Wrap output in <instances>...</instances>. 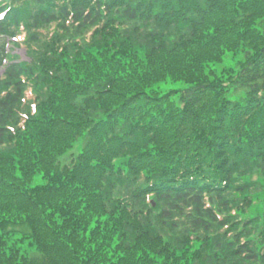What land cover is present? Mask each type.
I'll return each mask as SVG.
<instances>
[{"label":"trees","instance_id":"1","mask_svg":"<svg viewBox=\"0 0 264 264\" xmlns=\"http://www.w3.org/2000/svg\"><path fill=\"white\" fill-rule=\"evenodd\" d=\"M0 68V264H264V0H0Z\"/></svg>","mask_w":264,"mask_h":264},{"label":"rangeland","instance_id":"2","mask_svg":"<svg viewBox=\"0 0 264 264\" xmlns=\"http://www.w3.org/2000/svg\"><path fill=\"white\" fill-rule=\"evenodd\" d=\"M48 28V27H46ZM19 38H21L22 40L26 39L24 38V36H19ZM6 50H9V52H11L12 54H15L17 56V58H22V59H26L25 53H24V47H12L10 44H7L6 46ZM225 64H222L223 66H231L233 65V61L231 59H229V57H227ZM2 69L0 68V74H1ZM253 175H251L250 177H248V179H251V181H254L257 188L252 189L251 191H257L256 192V199L253 200V204L250 208L247 209V217H251V215H255L259 212L264 211V175L260 174V169L259 170H255L254 172H252ZM243 178V177H242ZM244 179V178H243ZM247 178H245L244 180H246ZM255 186V187H256ZM258 205V206H257Z\"/></svg>","mask_w":264,"mask_h":264}]
</instances>
